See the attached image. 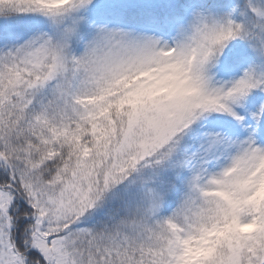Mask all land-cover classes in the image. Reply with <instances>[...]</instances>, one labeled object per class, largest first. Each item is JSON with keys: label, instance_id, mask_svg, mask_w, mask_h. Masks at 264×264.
Returning a JSON list of instances; mask_svg holds the SVG:
<instances>
[{"label": "snow or ice", "instance_id": "snow-or-ice-1", "mask_svg": "<svg viewBox=\"0 0 264 264\" xmlns=\"http://www.w3.org/2000/svg\"><path fill=\"white\" fill-rule=\"evenodd\" d=\"M0 264H264V0H0Z\"/></svg>", "mask_w": 264, "mask_h": 264}]
</instances>
